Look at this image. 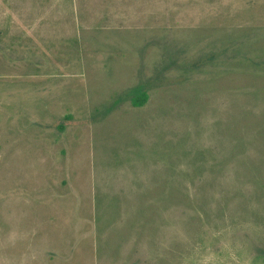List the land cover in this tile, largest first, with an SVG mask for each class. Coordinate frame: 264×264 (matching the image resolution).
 I'll return each instance as SVG.
<instances>
[{
  "label": "rangeland",
  "instance_id": "1",
  "mask_svg": "<svg viewBox=\"0 0 264 264\" xmlns=\"http://www.w3.org/2000/svg\"><path fill=\"white\" fill-rule=\"evenodd\" d=\"M0 264H264V0H0Z\"/></svg>",
  "mask_w": 264,
  "mask_h": 264
},
{
  "label": "trees",
  "instance_id": "2",
  "mask_svg": "<svg viewBox=\"0 0 264 264\" xmlns=\"http://www.w3.org/2000/svg\"><path fill=\"white\" fill-rule=\"evenodd\" d=\"M132 92H135L134 95H132L131 103L134 106H140L145 103L147 100L148 94L146 92V89L143 87V85H139L132 89ZM64 125L60 124L59 128H63Z\"/></svg>",
  "mask_w": 264,
  "mask_h": 264
}]
</instances>
